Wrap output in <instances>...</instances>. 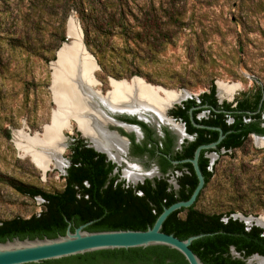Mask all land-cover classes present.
Returning a JSON list of instances; mask_svg holds the SVG:
<instances>
[{
	"label": "rangeland",
	"instance_id": "1",
	"mask_svg": "<svg viewBox=\"0 0 264 264\" xmlns=\"http://www.w3.org/2000/svg\"><path fill=\"white\" fill-rule=\"evenodd\" d=\"M79 8L82 21L65 0H0V220L26 218L42 207L39 196H24L12 183L63 187L67 145L79 132L75 121L62 129L59 166L42 172L25 149L50 123L51 66L67 41L61 32L66 36L69 19L97 63L94 88L103 92L109 78L132 77L190 96L213 84L220 99L264 88V0H83ZM218 83L238 89L228 95ZM254 139L217 158L197 208L264 217V141Z\"/></svg>",
	"mask_w": 264,
	"mask_h": 264
},
{
	"label": "trees",
	"instance_id": "2",
	"mask_svg": "<svg viewBox=\"0 0 264 264\" xmlns=\"http://www.w3.org/2000/svg\"><path fill=\"white\" fill-rule=\"evenodd\" d=\"M83 0H65L67 7H73L82 21L79 6ZM82 24H84L82 22ZM83 27V25H82ZM84 29V27H83ZM65 38L61 32V41ZM101 65V62H99ZM212 96L215 86H209ZM264 88L257 86L249 92L239 93L243 98L240 104L254 108L258 104ZM264 108V100L263 107ZM260 113L252 115L259 118ZM243 127L240 129L239 127ZM231 147H243L246 134L254 131L264 134V127L259 122L242 123L237 119L233 124ZM7 137H9V132ZM243 135V136H241ZM71 165L63 176L64 184L59 190L46 191L39 187L11 184L22 195L34 198L39 196L43 202L41 210L29 217L14 216L0 220V242L17 237L19 239L35 237L54 238L63 235L68 224L70 230L86 224L88 231L132 229L144 230L154 223L164 207L179 200H186L197 181H181L178 195L168 192L165 181L158 180L151 184L146 180L138 185L141 193L131 187H125L123 181L114 183L106 179L105 173L98 175L100 168L96 153L85 147L84 141L77 138L70 145ZM209 174V173H208ZM205 176L204 187L210 182ZM86 181V182H84ZM86 183L87 185H85ZM203 187V188H204ZM200 190L195 202L188 208L171 212L162 223L161 231L179 239L202 234L192 240L189 247L203 264H247L245 258L252 254L264 256V228L251 225L248 229L243 221L232 216V211L225 213L206 212L196 207ZM241 255H231L230 247ZM27 264H189L177 250L164 245L105 249L76 254L58 259L44 260Z\"/></svg>",
	"mask_w": 264,
	"mask_h": 264
},
{
	"label": "flooded vegetation",
	"instance_id": "3",
	"mask_svg": "<svg viewBox=\"0 0 264 264\" xmlns=\"http://www.w3.org/2000/svg\"><path fill=\"white\" fill-rule=\"evenodd\" d=\"M98 90L101 94L105 93L101 89ZM209 94V87L207 91L195 96L187 93L179 102L165 107L160 113L150 107H138L135 110H118L121 113L102 115L103 120L99 122V127L117 143L99 147L80 130L84 136L78 132L70 137L67 145L69 152L63 176H66L71 165L70 145L75 139L81 138L85 147L103 155L95 156L100 164L98 175L106 172V179L113 178L114 183L123 181L125 187H131L139 194L141 190L136 188L146 180L151 184L163 180L167 186L166 190L178 195L181 181H197L191 163L196 148L215 142L221 131L222 139L214 147L201 149L197 157V165L204 183L207 175L211 180L217 158L223 153L230 154L241 148L231 147L235 121H258L259 127H264V108L261 109L264 94L255 108L254 105L247 107L240 104L243 97L239 94L220 99L216 86L214 94L208 96ZM161 97L162 95L158 96ZM258 113L259 118L251 117ZM239 128L243 129L242 126ZM246 136L245 140L249 136L264 138V134L254 131L248 132Z\"/></svg>",
	"mask_w": 264,
	"mask_h": 264
},
{
	"label": "water",
	"instance_id": "4",
	"mask_svg": "<svg viewBox=\"0 0 264 264\" xmlns=\"http://www.w3.org/2000/svg\"><path fill=\"white\" fill-rule=\"evenodd\" d=\"M79 32L81 35L80 29ZM65 37L67 41H65L64 44L66 45L64 47L62 44L59 47V49L56 51V58L53 61L54 65L51 66V69H55L56 71L60 69L62 60L60 61V58L58 57L59 55L58 52L62 50L65 54L69 53V57H67L68 60L66 59L64 63H68L69 67L71 68H77L76 69L77 72H75V75L73 76V78L76 77L75 80H80L79 77L82 70L81 68L83 65L86 66L87 64L89 65L90 68L89 71H87V76L89 77L90 80H96L92 72V67L93 68L97 67V63L91 55L90 56L92 59L90 60L89 57L85 54L84 45L79 37V33L75 30H71L68 22H67ZM53 72L54 71H51V74ZM68 79L70 80L69 77ZM133 79H140V78L132 77L129 81ZM52 80L53 79L51 75L50 90L52 88ZM111 82L127 83L128 81L125 79L118 80V79L109 78V84ZM142 82L150 87L163 89L161 87L148 84L143 80ZM110 90L111 89H108L104 94H106ZM53 99L54 98L52 96V101L55 105V108L52 111L50 123L44 126L41 134L44 133L46 128L53 126L52 116L54 113L58 112L61 117L59 133L62 139L64 140L65 137L62 134V129L65 127L66 128L69 127V120H71L72 116L65 105L67 104V102H65L63 105H59ZM58 105L60 107V110ZM98 108L103 113L104 116L107 113L109 114L121 113L120 111L110 110L108 107H105L104 105L101 106L99 103H98ZM78 131L81 132L80 130ZM34 135H39V134L36 133ZM34 135L31 136L30 138H33ZM81 135L84 136L82 132ZM222 137L223 135L221 134L220 131V135L215 142L206 145H200L199 147L196 148L194 152V157L191 160V163L193 164L197 176V184L195 188L193 189L192 193L186 200H179L173 202L167 207H164L162 211L159 213V215L156 217L152 226L144 230L117 229V230L88 231L84 229L86 224H83L74 228V230L71 231L70 225L68 224L65 233L63 235H58L54 238L35 237L33 239H29V238L19 239L17 237H14L12 239H7L3 242H0V264L38 263L44 260L58 259L62 257H67L76 254H83L86 252H92L96 250L146 247L151 245L168 246L169 248L179 251L185 257V259L189 264H203V262L199 259V257L189 247L192 240L202 236V234L189 236L186 239H179L178 237L172 234H168L161 231V227H162V223L171 212L178 210L180 208L190 207L195 202L200 190L203 188L204 185V178L197 165V157L199 151L203 148L214 147L222 139ZM232 216L234 218H238L239 220L243 221L247 229L251 225H256L261 228H264V226L257 225L255 222L253 223L245 222L244 220H242L241 218L242 216L240 215L235 214ZM253 218H257V217H253ZM231 251H233V253L236 255H232ZM230 253L234 257L242 258L241 255L232 246L230 247ZM254 255L264 258V256H261L259 254H252L244 259L245 262L247 264H250L249 259Z\"/></svg>",
	"mask_w": 264,
	"mask_h": 264
},
{
	"label": "bare ground",
	"instance_id": "5",
	"mask_svg": "<svg viewBox=\"0 0 264 264\" xmlns=\"http://www.w3.org/2000/svg\"><path fill=\"white\" fill-rule=\"evenodd\" d=\"M68 24L71 30H75L79 33L81 39L78 26H76L77 28L75 27L72 19L68 20ZM65 45L63 46L65 47ZM58 53V57L62 62L58 71L52 69V71H54L52 73L53 80L51 88L53 91V100L59 105H63L67 102L65 105L72 116L71 120L75 121L77 124L76 128L81 130L85 135H88L99 147H106L117 142L109 135H106L99 127V122L103 120V113L99 110L98 103L101 106L104 105L110 110L116 111L135 110L138 107H150L160 113L162 110L164 111L167 106L179 102L182 98L187 96V92L185 91H163L158 88L150 87L144 84L140 79H133L127 83L111 82L109 84V89L111 90L102 95L98 89L94 88L97 84L96 80H90L87 76V71L90 69L88 64L82 66L79 77L80 80H75L76 77L73 78V76L75 72H77V68H71L68 63H64L67 57H69V53L65 54L62 50ZM85 54L90 60L92 59L86 49ZM52 65H54V63ZM94 68L92 67V72ZM218 88L225 94L231 95L238 89V85L219 84ZM161 94L162 97L158 98ZM52 119L53 126L46 128L41 135H34L33 138L29 137L27 143H29L30 147L25 149V153L30 156L34 165L43 172H45L51 164L56 167L60 165V155L65 146L59 133L61 124L60 114L58 112L54 113ZM254 141L255 144L258 145L264 141V138L255 137ZM241 218L247 223L255 222L257 225L264 226V217L255 219L253 217ZM253 259H256L257 264H264V258L260 256L254 255L250 257L249 262Z\"/></svg>",
	"mask_w": 264,
	"mask_h": 264
}]
</instances>
